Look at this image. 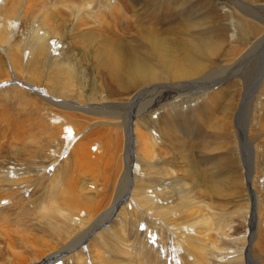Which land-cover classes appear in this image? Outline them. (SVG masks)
<instances>
[{"label":"rangeland","instance_id":"1","mask_svg":"<svg viewBox=\"0 0 264 264\" xmlns=\"http://www.w3.org/2000/svg\"><path fill=\"white\" fill-rule=\"evenodd\" d=\"M105 1L78 0L79 12L67 10V4L48 10L44 21V29L49 32L48 53L43 59L35 57L34 64L26 63L27 51L23 48L25 40L33 36L31 27H20L13 22L4 26L6 44L16 47L24 42L23 52L18 50L13 57L0 44L3 70L2 76L0 73V162L6 170L20 173L4 178L8 179L4 184L8 191H1L0 200L15 195L30 214L20 215L11 202L5 207L1 205L4 201L0 202L1 213L9 218L0 219V264H41L51 255L54 244L43 233L46 228L38 216H44L46 210L50 213L54 210L58 218L59 212L65 213L62 222L68 229L78 228L73 235L76 239L80 233L92 231L98 213L115 198L124 197L131 181L133 187L129 188L125 201L116 205L110 221L104 223L106 226L94 230L87 240L92 246L89 258H85V245L70 254L75 264H247L246 245L250 246V257L264 264V79L254 92L251 72L239 70L231 75L228 71L232 60L246 45L236 30L237 20L243 19L259 31L264 29V11L259 10L264 0H254L252 4L243 0H110L109 8L102 4ZM8 8L20 14L26 10V3L19 8L14 2ZM82 10L86 14L82 15ZM35 14L34 17L38 15ZM35 25L38 34H43L39 24ZM69 28L73 29L71 33ZM89 32L110 33L108 37L113 41L142 48H138V55L153 72L152 78H156L144 86L153 90L148 105L132 114L136 134L134 166L132 174L124 178V127L100 128L120 140V158L112 159L97 143H90L89 147L81 144L84 136L92 132L90 123L98 119L113 121L109 115H96L99 112L93 107L125 103L133 93L123 87V82L107 78L102 63L94 57L102 53L101 39L91 41ZM158 38L169 59L156 54L154 57L148 49L146 39ZM14 60L19 62L17 68L13 67ZM55 64L63 65L60 77L69 81L61 83L66 91H58L49 77ZM226 75L230 76L229 80ZM223 77L222 82L226 83L198 94L160 88L202 79L217 83ZM4 79L9 82L3 83ZM16 81L32 84L50 98L81 103L87 110H72L58 101H48L43 94L30 92ZM99 111L108 112L107 107ZM124 114L122 110L117 115L120 118L114 121L121 122ZM42 117L56 127L57 138L63 140L55 146L52 143L43 160V169H38L23 165V160L15 158V150L8 145L15 149L23 146L31 122ZM140 138L144 139L141 147ZM75 151L79 155L78 163L69 172L71 191L83 200L94 202L103 196L104 202L94 209H69L63 203L66 187L60 172L71 165ZM13 178L20 187L25 185L26 190L20 192L21 189L14 187L12 190L9 180ZM40 180L41 186L37 184ZM138 189L151 198L149 208L142 207L137 197L131 196V191L135 193ZM143 193L139 195L148 198ZM179 201H186L188 212L193 215H188L185 208L180 210L184 218L175 215ZM174 204L176 207L172 209ZM163 214L170 215L169 225L161 221ZM253 216L255 221L251 219ZM47 217H44L46 221ZM189 217L191 220L186 219ZM182 221L188 226L180 227ZM173 222L180 224V233L184 227L188 229L182 233L185 235L182 240L176 237V227L170 225ZM228 225L232 226L228 237L217 241L213 231L227 230ZM251 227L255 228L249 242ZM35 238L47 244L36 256L32 250L38 246L28 243ZM68 238L69 233L63 242ZM63 260L64 257L56 261L65 264Z\"/></svg>","mask_w":264,"mask_h":264},{"label":"bare ground","instance_id":"2","mask_svg":"<svg viewBox=\"0 0 264 264\" xmlns=\"http://www.w3.org/2000/svg\"><path fill=\"white\" fill-rule=\"evenodd\" d=\"M243 1H247L249 4H252L254 0H243ZM14 2L17 3V6L19 8H22L23 4L26 3V10H24V11L22 10L20 14L12 12L10 10V8H8V5L11 3H14ZM60 4H61V6L64 5V7L67 4L68 5L67 10H69V11H71L72 9H75L77 12H79L80 3L78 2V0H0V44L6 46L5 50H6V52H8V55L10 54V56H11V54H12L11 57H13V55L16 54V51H18V50L23 52L22 43L24 41H22L21 44L19 43L20 45L16 44L17 48L12 47L10 44L5 43L6 37H5V34L3 33L4 26H6V25L8 26L10 22H13L15 24H18L20 27L21 26H26V28L31 27L30 29L32 31H34L32 38L25 40V42L23 43V48H24V50L27 51V57L25 59L26 63H29L31 61V63L34 64L35 63V61H34L35 57H41L42 58V56H45L48 53V50H47L48 34L47 33H49V32L44 29V21H46L48 18L47 17L48 10L55 9ZM102 4L106 8L112 7V3L110 2V0H106ZM259 7H260L259 10L264 11V4H260ZM36 12L38 13V15L36 17H34L36 15L35 14ZM81 12H82V15L86 14V12L83 10ZM245 14H247V13H245ZM247 16L250 17L249 14ZM11 18H13V19L10 20ZM246 19H248V18H246ZM82 23L86 24V21H83ZM35 24H39V27L41 29H43V34H41V35L38 34L39 33L38 26H36ZM236 30L239 34L240 40L242 42L246 43V45L241 50V52L232 60V66L229 68L228 71L231 73V75H233L234 72L239 71V70H243V71L248 70L249 72H251L253 74V77L251 80V86L254 85L252 90L255 92L256 90H258V88L260 87V85L264 79V29L259 31L255 27L247 24L245 20L238 19L236 22ZM72 31H73L72 28L68 29L69 33H71ZM24 34L26 35L27 33H24ZM109 34L104 35V34H99L96 32H89L88 33L89 39L91 41L94 38H98V37L101 39L102 53L99 54L98 56H94V57L96 58L97 61L102 63L103 69L105 70L104 72H106L105 75L107 76V78L109 80H113V81L116 80L119 83L123 82L125 84L123 87L128 89V90H132L133 93L131 95H129L128 98H126L125 103H119L118 102L115 105H104V106L101 105L100 108L93 107V109L96 110L95 111L96 113L99 112L96 115H98V116H101L100 114L109 115L108 118L112 119L113 121H110V120L108 121V119H106V120L105 119H98L95 122L90 123L89 127L93 128V129H91L92 132L87 134L86 136H84L83 142L81 144H82V146L89 147L88 145H90V143H93V142L97 143L98 145L103 146L106 151H108L106 153L110 157H112V159L116 158V156H118V158H120L121 157V156H119L120 155V149H121L120 140L113 138V135H110V133L105 132L101 129L102 128L115 129V128H117L116 126H119V125L124 127L125 139H124V145H123V149H124L123 156H124V163L126 165V174H122L123 178H124L125 175L129 176L132 174V166H134V163H133L134 161L132 160V155H133V144L135 142L136 134H135L134 125L131 122L132 114H135L136 111L138 112L139 109H144L148 105V101H149L148 99L151 96H153V93L151 94V92L153 90L149 87L144 88V86H147L149 83L156 81V78H154V79L152 78V76L154 75L153 72L150 70V68L146 64L145 59L138 55V52H137V51H139L138 48L140 50L142 48H140V47L136 48L135 46H134L135 48L125 46L121 40L113 41L108 37ZM146 43H147L148 49L152 52V55L154 57L156 54L157 56H161L164 59H169L170 55L164 49L163 44L161 43L159 38L158 39H146ZM18 63L19 62L17 60H14V62H13L14 66L13 67L17 68ZM62 69H63V65L55 64L53 66V70L49 74V77L51 79H53L55 81L56 86H58V91H66V88L64 86H62L61 83L69 82L68 80L67 81L63 80L60 77V73L62 72ZM68 71H69V74L73 75V72L71 70L68 69ZM2 72H3V70H2V67L0 66L1 76H2ZM192 73H194V71H192ZM225 77H227V80H229V78H230L229 75H226ZM225 77L220 79L217 83H215L214 81H208L207 82V81L202 79L199 81L196 80L194 82H189V83L186 82V83L180 84L179 86H175V87L162 86L160 88H176L179 91H184V92L189 93V94H194L196 92L198 94V93L203 92L206 89L208 90V88L211 89L217 85L226 83V81L222 82V80H224ZM2 78H4V77H2ZM5 79L2 81L3 83L9 82L8 80L6 81ZM14 80H16V79L14 78ZM54 81H52V82H54ZM16 82L19 83V85H23V87L30 92L38 93L39 95H40V93L43 94V97H46L47 99L49 98L48 101L51 99L53 101H58V102L62 103L63 107L65 105V106H68V108L72 109V110L73 109L74 110H81L84 108L86 109V106L85 107L81 106V103L80 104H78V103L74 104L71 101L65 102V101H60V100L54 99V98H50L48 95L41 92V90L39 88H37L36 86H34L32 84L25 83V82H19V81H16ZM55 84H54V86H55ZM14 85H15V83H14ZM19 85H18V87H19ZM159 86H157V87H159ZM191 90H192V92H191ZM212 96H214V94ZM106 107L108 110L107 113L99 111V109H103ZM122 110H124V112H125L124 118L122 119V121L121 122L119 120L114 121V119L117 120L120 118V117H117V115H121ZM121 117H123V116H121ZM45 119H47V118H45ZM45 119L43 117L37 118L31 122V125H30L31 128L29 129V137L26 136L27 141L25 142L24 145L22 144L23 146L18 147V146H20L18 144V145H16L18 148L15 149V146H13L12 144L8 145L11 148V150L12 149L15 150V152H14L15 158H21V161L23 160V165H25V166H34V167H37L38 169H43L42 168L43 160L49 154V151L52 149L53 146L58 144V142H61V140H63V139H60L61 137L59 139L57 138V134L55 133L56 127H54L51 123H48ZM15 125L17 128L18 124H15ZM68 127L70 129H73L72 125H70ZM12 129H14V128H12ZM20 130H21V128H20ZM106 133H108V134H106ZM19 137H21V136H19ZM19 137H18V139H19ZM140 139H141L140 140L141 144H139V147H141L144 144V143H142L144 141V139L143 138H140ZM16 142H17V140H16ZM18 143H20L19 140H18ZM52 143H53V146H52ZM11 150L9 151L10 153H12ZM78 155H79L78 152H76V151L74 153L72 152L71 159H73V161H72L71 165L68 168H63L60 172L61 176H63V182H64V185L66 187V189L64 190L65 194H64V202L63 203L69 209L72 207H77V208H80V207L81 208H83V207L87 208L88 207V208L94 209L104 202V199H103L104 197L101 196L102 194H100L99 196H101V197H99V199L94 202V201L88 200V199L83 200V199H81V197L75 196V194H74L75 192L72 193V191H71V185H70L69 180H68L69 172L71 170V167H75V165L78 163V161L76 159L78 157ZM112 159H110V161ZM6 164H8V163H6ZM6 164H5V166H6ZM10 164L13 165V163H11V162H10ZM10 164H8V165H10ZM8 165L6 167H8ZM11 168L12 167H10V169ZM45 169H47V168H45ZM113 170H114V168H113ZM0 171H1V173H3L2 175H0V193H2L1 191H3V189H5L4 191H8L7 188L4 187V184L6 185L8 183V179H4V178H7V177L11 178L9 174H12L11 175L12 177H16L20 173L18 171H17V173H15L13 169L11 170L12 172H10L9 169L6 170V168H4L2 166L1 162H0ZM6 172H8V173H6ZM111 177H107V178H111ZM9 181H10L9 185H12L11 186L12 190H14V188L15 189L19 188V190L21 189L20 192L26 190L23 187L25 185L20 187L19 182L16 178H13V180H9ZM37 184L41 186V185H43V182L40 180V181H38ZM131 187H133L132 181L130 182V184L126 190V195L124 197L115 198L113 200V202L107 208L103 209L102 211H100L98 213V215L96 216L97 218L94 221V223H95L94 227L92 226V231L90 232V230H87L85 233L83 232V234L80 233V235L76 239H74L73 235H76V233H77L76 229H78V228L74 226L75 228L70 227L68 229L67 227L64 226V224L62 222V220H64L66 217L65 213L59 212V218H58V215L54 210H52L51 213L49 210H46V214L44 216L43 215L38 216L39 220L44 224V226L46 228V230L43 231V233L46 234L48 240H51L54 244V247L52 248L51 255H49L47 257V259H45L41 264H51V263L53 264V262L57 263L56 260H58L59 258L61 259L63 257H64L63 261L65 262V264L68 262V260H72V262L70 261V264L71 263L75 264L73 261L74 259H72L73 255H70V254L73 253L76 249L82 247L83 245H85L84 249H86V252H87V253H85L86 256L85 255L84 256H85V258L86 257L89 258L90 254L92 252V246H89L87 244V242H88L87 240L89 239L90 236H92V233L94 232V230L96 231V229H99L102 226H104L105 221H110V218L112 217L116 207L118 205H120L121 203H123V201H125V199L127 198V194L130 191ZM175 188H177V187H175ZM141 190L142 189L134 190L135 193H132V191H131V196L137 197V202L139 205H141L144 208H149L151 198L146 193H143L144 192L143 190H142L143 192ZM139 193H143V194L147 195L148 198L147 197H141V195H139ZM136 197H134V198H136ZM9 199H7L8 202L6 199L0 200V202L4 201L1 204L2 207H5V205H7L9 202H11L10 205L13 204L15 206L14 209L17 210L20 215L25 216V215L30 214L28 212L29 210L27 207H24L22 204L20 205V203L17 200V198L15 197V195H12ZM10 205H9V207H11ZM175 207H176V205L172 206V209H174ZM184 208H185V211L187 212V214L190 213V212H188L189 205H187V202L186 201H184V202L179 201L178 208H176V211L174 212V214L180 215L179 218L183 217L182 211H180V210H182ZM14 209H13V213H12L13 217H15V215H14L15 210ZM190 215H193V214L190 213ZM46 216H48L47 221L44 218ZM169 216L170 215H168V214H163L160 219H161V221H163L167 225ZM190 217L186 218V219H190ZM0 219L1 220L2 219H5V220L9 219L8 214H4L3 212L1 213V211H0ZM251 219L252 220L254 219V221H255L254 216ZM5 220H4V222H5ZM185 221H189V220H185ZM184 222H183V224L181 223V225L179 224L180 227L181 226H188V224L184 223ZM192 224H194V223H192ZM255 224H254V226H255ZM170 225L176 227V229L174 230V233L176 234V237H178L180 240H182L185 236L182 233L188 229H186V227H184L185 230L182 233H180V231H179L180 229L178 228L179 225L176 224V222L170 223ZM231 228H232V226L228 225L227 230H223V229L222 230L217 229L218 231L214 230L213 231V237L215 239H217V241L218 240L222 241L226 236L228 237L227 234H228V232H231V230H230ZM254 228L255 227H251L252 231H251V236H250L249 242H251L253 240ZM68 233H69V238L67 239V242H63L64 236L68 235ZM84 237H85V239L82 241L81 244L78 243V245H75L79 239L84 238ZM263 237H264V234H263ZM28 243H30L31 246H38L37 249L32 250V254L34 256L38 255L40 253V250L47 246V244L45 242H43L42 239H40V238H35V240H33L32 242H28ZM179 246H181V245H179ZM89 247H90L91 251H90ZM250 251H251L250 246L246 245V250H245L246 263L247 264H258L250 257ZM80 253H81V251H78V254H80ZM53 254H56V255H53ZM67 254H69V255L67 257H65ZM222 256H225V254ZM87 264H91V262L90 263L88 262Z\"/></svg>","mask_w":264,"mask_h":264}]
</instances>
